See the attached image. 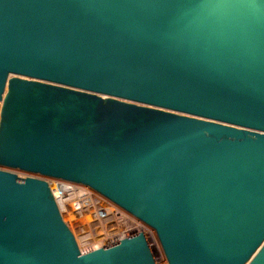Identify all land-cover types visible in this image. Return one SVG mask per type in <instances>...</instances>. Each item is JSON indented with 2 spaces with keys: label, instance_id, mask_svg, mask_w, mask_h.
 <instances>
[{
  "label": "water",
  "instance_id": "obj_1",
  "mask_svg": "<svg viewBox=\"0 0 264 264\" xmlns=\"http://www.w3.org/2000/svg\"><path fill=\"white\" fill-rule=\"evenodd\" d=\"M0 101V264H155L142 233L81 255L4 169L89 187L168 264H264V0H0Z\"/></svg>",
  "mask_w": 264,
  "mask_h": 264
},
{
  "label": "built area",
  "instance_id": "obj_2",
  "mask_svg": "<svg viewBox=\"0 0 264 264\" xmlns=\"http://www.w3.org/2000/svg\"><path fill=\"white\" fill-rule=\"evenodd\" d=\"M1 108L2 101L0 112ZM43 180L47 182L61 219L72 233L81 255L142 233L153 259L154 252L159 253L163 264H168L155 231L142 221L89 187L50 178Z\"/></svg>",
  "mask_w": 264,
  "mask_h": 264
},
{
  "label": "rangeland",
  "instance_id": "obj_3",
  "mask_svg": "<svg viewBox=\"0 0 264 264\" xmlns=\"http://www.w3.org/2000/svg\"><path fill=\"white\" fill-rule=\"evenodd\" d=\"M4 169V168H3ZM5 171H9V172H12L14 174H16L18 177L20 178H26V177H33V178H37V179H44L38 175H30V174H27V173H24V172H21V171H18V170H9V169H4ZM156 254V255H155ZM159 253H155L154 252V259L156 260L157 264H163V261H161L159 258ZM159 260V261H157Z\"/></svg>",
  "mask_w": 264,
  "mask_h": 264
}]
</instances>
